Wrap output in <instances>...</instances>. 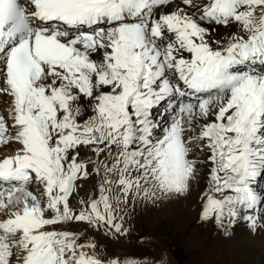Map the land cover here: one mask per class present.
<instances>
[{"label":"snow or ice","instance_id":"obj_1","mask_svg":"<svg viewBox=\"0 0 264 264\" xmlns=\"http://www.w3.org/2000/svg\"><path fill=\"white\" fill-rule=\"evenodd\" d=\"M201 180L264 232V0H0V264H137L89 230Z\"/></svg>","mask_w":264,"mask_h":264},{"label":"rangeland","instance_id":"obj_2","mask_svg":"<svg viewBox=\"0 0 264 264\" xmlns=\"http://www.w3.org/2000/svg\"><path fill=\"white\" fill-rule=\"evenodd\" d=\"M88 191V195L93 193L94 185L91 184ZM205 191L206 188L202 189L196 200L199 202L195 201L190 206L177 200L178 205L182 206L181 214L178 216H172L171 212H168L173 205L172 197L167 198V202H162L165 206L138 203L133 207L130 204L126 213L129 221L124 224L129 233L124 238L131 243L157 241L160 245L159 252L164 255L160 264L162 262L175 264L179 260L180 264H187L186 261L188 264H264V232L247 236V239L236 241L235 245H226L222 242V236L225 235L223 230L211 222L199 219L200 196ZM154 211L157 212L156 215H152ZM165 239L177 245L180 250L177 256L179 258H173L168 245L164 242ZM171 251L177 253L176 249ZM164 257L169 259L166 258L164 261Z\"/></svg>","mask_w":264,"mask_h":264},{"label":"bare ground","instance_id":"obj_3","mask_svg":"<svg viewBox=\"0 0 264 264\" xmlns=\"http://www.w3.org/2000/svg\"><path fill=\"white\" fill-rule=\"evenodd\" d=\"M90 185H91V183L86 186L85 191H81V193H80L81 197L88 195L89 191L87 192V190H88V187ZM204 188H206V181L201 180V182H199L197 185H195L193 187V189L188 194L182 195V196H173L172 197V198H174L172 200L173 205L170 207V210L168 212H171L172 216L180 215L181 210H182V206H179L176 201L177 200L179 202L181 201V203L184 202L185 205L190 206V205H192V203H195V201L198 199L199 193ZM163 201L167 202L166 199ZM162 202L157 203L156 205H153L151 203H148L147 205L151 204L153 206H157V205L158 206H165V205H162ZM197 202H199V201H196V203ZM197 206H198V204H197ZM158 209H160V208H158ZM156 213L157 212L154 211L152 213V215H156ZM74 228L79 229V230H85L84 225H75ZM229 231L231 232V235H223L222 236V239H223L222 242H224L223 244L235 245L236 241H242L247 236L256 234V233H252L249 231L248 225L243 220H239L236 224H234L232 226V228ZM88 239H92L97 243V245H98V251L97 252L100 254V256H104L106 258L117 256V257H120L122 259H126L125 256L131 255V256H135V257H139V258H142V257L150 258V259H153L152 261H154L155 259L164 256L163 254H161V252H159L160 245H158L157 241L154 242L151 240H147V241L144 240L143 242L136 241L134 243H131V242H128L123 237L115 240V239H113V237L109 238L108 236L102 235L99 232L95 231L94 229L89 230ZM167 257H164V261L166 260ZM131 259L135 260L134 258H131ZM167 259H169V258H167ZM169 261L171 262V260H169ZM180 262H181V260L176 261L177 264H180ZM140 263L146 264V262H142V261ZM148 263H150V262H148ZM162 264H165V262H162ZM168 264H170V263H168Z\"/></svg>","mask_w":264,"mask_h":264}]
</instances>
